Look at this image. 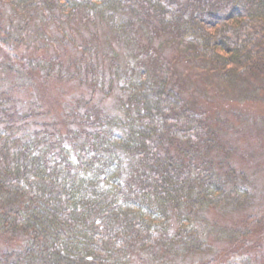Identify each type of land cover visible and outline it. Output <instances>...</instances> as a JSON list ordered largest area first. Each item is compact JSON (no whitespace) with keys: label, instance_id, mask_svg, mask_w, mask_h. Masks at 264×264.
Listing matches in <instances>:
<instances>
[{"label":"trees","instance_id":"1","mask_svg":"<svg viewBox=\"0 0 264 264\" xmlns=\"http://www.w3.org/2000/svg\"><path fill=\"white\" fill-rule=\"evenodd\" d=\"M0 3V81L21 82L9 90L39 76L121 92L113 113L90 93L57 118L0 88V264L200 263L219 240L251 264L244 241L264 245L251 217L227 225L207 211L252 207V180L183 99L161 50L177 43L222 82L264 77V0ZM156 29L168 36L158 46ZM136 30L148 44L132 53Z\"/></svg>","mask_w":264,"mask_h":264},{"label":"rangeland","instance_id":"2","mask_svg":"<svg viewBox=\"0 0 264 264\" xmlns=\"http://www.w3.org/2000/svg\"><path fill=\"white\" fill-rule=\"evenodd\" d=\"M5 13L7 14L6 8L0 3V21L5 20V17L8 18ZM141 25L144 28L143 24L135 28L141 30L139 29ZM106 28L107 25L104 24V28L99 29V33L97 30L99 38L105 37L106 34H102V31H106ZM137 30L131 38L137 43L129 45L132 46V53L138 44H148L141 32L136 35ZM111 35L108 36L110 40H115H112ZM153 37L152 42L158 46L159 42L168 36L156 29ZM183 51L175 43V45L168 44L163 47L161 54L169 61V66L174 69L173 78L179 86L183 99L194 109L205 112L208 122L217 129L231 162L249 175L255 193V204L246 210L226 213L219 209H210L207 211V216L210 220L227 225H242L241 220L250 216L251 220H245L244 224H249L256 236L264 238V77L249 76L246 78L233 75L227 82H222L214 78L212 71L210 72L200 58ZM29 52L31 49H22L20 53L16 51V48L13 49L15 57H18V54L29 56ZM7 78L10 79L0 81L1 89L8 91L9 94H17L19 99L25 101L24 104L30 101V104L37 105L38 111L51 113L57 118H60L59 115L65 108L67 109V104L71 107L75 103L74 100L86 99L90 93L93 94L94 100L105 105L107 111L113 113L112 109L116 106L117 95L121 93L116 88L112 90L111 95L103 98L98 90H91L90 87L80 85L75 81L60 79L44 81L39 76H34L30 85L14 92L8 89L13 80L15 79L14 82L19 84L21 82L12 75ZM259 217L261 221L256 223ZM219 241L221 242H217L216 247L220 250L217 251L215 259L206 256L200 263L198 260L187 259L185 262L181 261L180 264H209L211 262L213 264H235L236 258L228 254L232 248L231 245L227 243V240ZM243 244L245 248H248L243 252L246 261L251 264H260L264 261V245L257 247L253 238L245 240Z\"/></svg>","mask_w":264,"mask_h":264}]
</instances>
